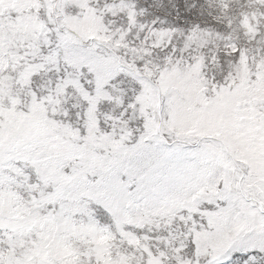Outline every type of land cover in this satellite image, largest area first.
Returning <instances> with one entry per match:
<instances>
[{"label": "snow or ice", "instance_id": "snow-or-ice-1", "mask_svg": "<svg viewBox=\"0 0 264 264\" xmlns=\"http://www.w3.org/2000/svg\"><path fill=\"white\" fill-rule=\"evenodd\" d=\"M0 264H264V0H0Z\"/></svg>", "mask_w": 264, "mask_h": 264}]
</instances>
